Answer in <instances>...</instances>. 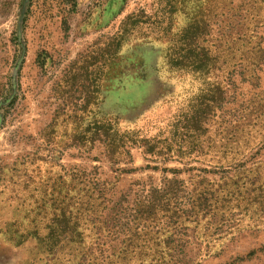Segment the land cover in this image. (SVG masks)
Returning a JSON list of instances; mask_svg holds the SVG:
<instances>
[{
	"label": "rangeland",
	"instance_id": "374dc122",
	"mask_svg": "<svg viewBox=\"0 0 264 264\" xmlns=\"http://www.w3.org/2000/svg\"><path fill=\"white\" fill-rule=\"evenodd\" d=\"M135 12L147 23L104 68V45ZM103 119L158 159L130 145L113 163L96 143L33 164L42 136L61 142ZM81 173L127 212L167 180L192 190L240 177L241 229L202 258L182 234L185 263L264 264V0H0V264L56 263L44 240L74 224L55 199Z\"/></svg>",
	"mask_w": 264,
	"mask_h": 264
},
{
	"label": "trees",
	"instance_id": "16d2710c",
	"mask_svg": "<svg viewBox=\"0 0 264 264\" xmlns=\"http://www.w3.org/2000/svg\"><path fill=\"white\" fill-rule=\"evenodd\" d=\"M147 20L142 12L132 13L123 20L118 34L108 39L102 49L104 68L118 59L123 42ZM192 28L188 26L187 31ZM83 132L81 136L65 137L61 142L54 132L42 136V152L34 155L33 164L40 161L51 168L59 166L63 150L69 145L91 151L96 143H101L113 163L131 159L130 145H144L153 159H158L161 153L160 150L155 154L144 141H132L128 133L116 129L108 119L93 122ZM70 177L65 196L59 195L54 205L59 208L68 201L67 224H74V228L53 230L44 240L47 253L56 259L55 264H186L185 245L180 236L188 231L194 233L201 246L199 258L209 257L216 243L241 229L239 224L231 226L232 220L237 216L236 211H243L242 203L249 199L240 187L232 188L242 180L240 177L236 181L222 180L217 185L200 183L192 190L173 179L151 190L127 212L121 204L109 208L107 193L111 186L108 184H97L83 173ZM54 185V191L59 194L60 183L56 181ZM41 186L45 191L49 188L48 184ZM38 209L43 213L41 206Z\"/></svg>",
	"mask_w": 264,
	"mask_h": 264
}]
</instances>
